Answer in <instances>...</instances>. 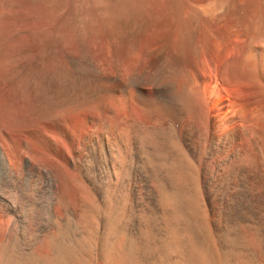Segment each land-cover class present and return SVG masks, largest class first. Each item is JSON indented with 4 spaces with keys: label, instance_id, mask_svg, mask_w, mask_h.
I'll return each instance as SVG.
<instances>
[{
    "label": "bare ground",
    "instance_id": "bare-ground-1",
    "mask_svg": "<svg viewBox=\"0 0 264 264\" xmlns=\"http://www.w3.org/2000/svg\"><path fill=\"white\" fill-rule=\"evenodd\" d=\"M0 215V264H227L256 216L264 264V0H0Z\"/></svg>",
    "mask_w": 264,
    "mask_h": 264
},
{
    "label": "rangeland",
    "instance_id": "rangeland-1",
    "mask_svg": "<svg viewBox=\"0 0 264 264\" xmlns=\"http://www.w3.org/2000/svg\"><path fill=\"white\" fill-rule=\"evenodd\" d=\"M23 192L25 193V194H23L24 197L27 199L28 203L30 204L29 207H33L32 210L35 213V210H36V206H35L36 205V195H35V192L33 193V191L30 189V187L23 188ZM24 211H25V209L22 211L23 214H21V216L18 218L19 220L17 219V221L15 223V226L18 229V231L25 230V232H27L29 234L30 233L33 234L36 231V223L34 221H32V219L30 217H28V214H27L28 212L26 213V211L25 212ZM257 217L258 216L255 217L256 219L255 218L253 219L255 223H253V220L251 222H249V224L246 223V225H245V223H242L241 225H243V224L245 225V226L243 225L244 227L242 226L243 228L241 227V225L240 226H238V225L235 226L234 225L235 227L234 226L233 227L232 226L231 227L230 226H228V227L225 226L227 228H225V229L221 228L220 230H222V231H220L219 229H217V231H216V229L213 230V231L217 232V233L214 232L215 234H213L216 237L211 235L214 241L221 240V239L223 241H224V239L227 240L226 237L228 235L232 236V238H233V239H231L230 237H228L229 240H227V241H229V242L234 241L235 237L238 238V239L235 238V240H237V242L234 241L233 242L234 245L232 243L229 244V242L227 244V241L226 242L224 241L226 243V248L227 249L223 248V250H222V248L218 249V246L214 247L215 248L214 250H216V254H215V251H214V254L216 255V258L219 259L220 262L227 261V264L228 263H230V264H240L242 259H247V258H251L255 262H259L260 261L263 253H262V250H261L262 249L261 248L262 244H261V242H259V239L257 237V233H258V230H259L258 229L259 228V225H258L259 222H258ZM211 218L215 222H219L220 219H221V215L220 214L218 215V213H217V214H214ZM9 221H10L9 217L5 218L3 216L1 217V215H0V240H1L0 241V251L4 250L6 252L7 250H9L8 249L9 242H10L9 240L15 235L14 232H12V230L9 228L10 227V222ZM250 223H253V224H250ZM236 227H237V229L233 230ZM240 227H241V230H238V229H240ZM231 228H233V229H231ZM70 230H71L72 233L70 232ZM72 230L73 229L70 228L68 230L69 231L68 234H70V235L73 234L74 235V231L75 230H73V231ZM229 230H230V232H228ZM213 231L211 233H213ZM225 232H226V235H225ZM233 232L234 233L236 232V234H234ZM227 233H228V235H227ZM232 233H233V235H232ZM220 234H221V236H220ZM70 235H68V236H70ZM73 235H71V237ZM223 235H224V237L225 236L226 237L223 238L222 237ZM217 236H218V239H217ZM219 237L221 239H219ZM232 245L235 246V248ZM228 246L230 247L229 249H228ZM218 250L219 251L222 250L221 252L227 250V252L226 251H225L226 253L223 252L225 254L224 255V254L220 253ZM32 251L34 252L33 254L35 255L36 254V245L32 248ZM222 255H223V257H222ZM228 255H229V257H228ZM224 257H227V259H229V261L231 260L232 262L231 261L229 262L228 260L224 259ZM221 259L223 261H221Z\"/></svg>",
    "mask_w": 264,
    "mask_h": 264
}]
</instances>
